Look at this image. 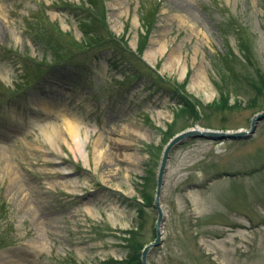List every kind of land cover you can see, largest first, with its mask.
I'll list each match as a JSON object with an SVG mask.
<instances>
[{
  "label": "rangeland",
  "instance_id": "obj_1",
  "mask_svg": "<svg viewBox=\"0 0 264 264\" xmlns=\"http://www.w3.org/2000/svg\"><path fill=\"white\" fill-rule=\"evenodd\" d=\"M262 112L264 0H0V264H142L168 143ZM162 206L148 264H264V121L173 150Z\"/></svg>",
  "mask_w": 264,
  "mask_h": 264
},
{
  "label": "water",
  "instance_id": "obj_2",
  "mask_svg": "<svg viewBox=\"0 0 264 264\" xmlns=\"http://www.w3.org/2000/svg\"><path fill=\"white\" fill-rule=\"evenodd\" d=\"M262 121H264V112L257 114L253 118L249 130H241L238 132L231 133V132H218V131L195 128L176 135L168 143L163 153V158L157 177V192H156L155 205H154V209L156 210L158 215V221L156 226L157 238L153 243H150L144 248L142 252V264H148V260L151 252L155 248L159 247L163 242L162 228L165 222V213L162 206V196H163V189L165 184V177L168 171V164L171 159V154L173 150L193 139H208L212 141L240 140V139L244 140L254 135V133L257 130V126Z\"/></svg>",
  "mask_w": 264,
  "mask_h": 264
},
{
  "label": "bare ground",
  "instance_id": "obj_3",
  "mask_svg": "<svg viewBox=\"0 0 264 264\" xmlns=\"http://www.w3.org/2000/svg\"><path fill=\"white\" fill-rule=\"evenodd\" d=\"M202 86L205 87L204 84H202ZM67 125H68L67 128L69 129L71 136L77 137V127H76V125L71 124V123H69ZM76 142H81V140L77 139Z\"/></svg>",
  "mask_w": 264,
  "mask_h": 264
},
{
  "label": "trees",
  "instance_id": "obj_4",
  "mask_svg": "<svg viewBox=\"0 0 264 264\" xmlns=\"http://www.w3.org/2000/svg\"><path fill=\"white\" fill-rule=\"evenodd\" d=\"M67 55H69V54L67 53ZM65 56H66V55H64L62 58L60 57V60L56 61V63H58L59 61H60V62L63 61ZM65 59H66V57H65ZM40 65H41V63H39L38 66H40Z\"/></svg>",
  "mask_w": 264,
  "mask_h": 264
}]
</instances>
